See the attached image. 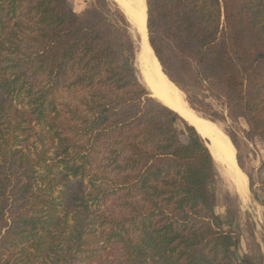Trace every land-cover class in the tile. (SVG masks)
Listing matches in <instances>:
<instances>
[{
    "label": "trees",
    "instance_id": "16d2710c",
    "mask_svg": "<svg viewBox=\"0 0 264 264\" xmlns=\"http://www.w3.org/2000/svg\"><path fill=\"white\" fill-rule=\"evenodd\" d=\"M145 2L190 107L214 122L222 100L264 146V0ZM134 61L114 2L0 0V264H244L206 140Z\"/></svg>",
    "mask_w": 264,
    "mask_h": 264
},
{
    "label": "rangeland",
    "instance_id": "374dc122",
    "mask_svg": "<svg viewBox=\"0 0 264 264\" xmlns=\"http://www.w3.org/2000/svg\"><path fill=\"white\" fill-rule=\"evenodd\" d=\"M109 1L114 2V0ZM114 3L116 4V2ZM69 4L73 11L80 13L87 7V0H69ZM122 5L119 4L117 6L122 12L124 11L125 16L127 14H125V9H123L124 6ZM126 19L129 24V34L134 45L136 59L137 37L134 26L130 22L131 20L128 16ZM135 63L136 60L134 61ZM183 96L186 101L184 93ZM206 102L221 117L220 120L214 122L220 124L227 136L230 132L236 135L239 149L236 150L235 157L239 156L243 171L248 178L249 204L248 208L245 206L241 208L243 206L239 202L237 195L235 197L229 192L223 178L216 170L215 213L221 219L223 229L231 232L237 241L234 249L236 258L244 264H264V146L258 138H252L247 135L248 129L244 121L232 117L222 100L208 96ZM187 104L190 107L188 102ZM192 110L204 119H209L207 115L194 109ZM249 178L252 185L249 183Z\"/></svg>",
    "mask_w": 264,
    "mask_h": 264
},
{
    "label": "bare ground",
    "instance_id": "6f19581e",
    "mask_svg": "<svg viewBox=\"0 0 264 264\" xmlns=\"http://www.w3.org/2000/svg\"><path fill=\"white\" fill-rule=\"evenodd\" d=\"M114 2L117 5L123 4V9L127 14L125 16L129 17L135 29L137 48L136 63L134 65L138 80L141 82L143 79L145 89L150 97L176 111L206 140L216 170L223 178L229 192L235 197L237 195L243 206L241 208L247 207L249 204L248 178L237 164L236 150L226 132L223 131L219 123L208 121L195 113L188 106L180 89L162 72L161 66L148 42L145 0H114Z\"/></svg>",
    "mask_w": 264,
    "mask_h": 264
},
{
    "label": "water",
    "instance_id": "95a60500",
    "mask_svg": "<svg viewBox=\"0 0 264 264\" xmlns=\"http://www.w3.org/2000/svg\"><path fill=\"white\" fill-rule=\"evenodd\" d=\"M141 79H142V78H141ZM142 80H143V79H142ZM142 80H141V82H140V81H139V82H140V83L142 84V86L145 88L144 81H142ZM149 96H150V95H149Z\"/></svg>",
    "mask_w": 264,
    "mask_h": 264
}]
</instances>
